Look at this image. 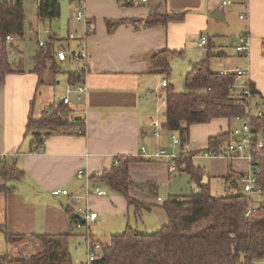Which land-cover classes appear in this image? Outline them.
Masks as SVG:
<instances>
[{"label":"crops","instance_id":"0c3cea01","mask_svg":"<svg viewBox=\"0 0 264 264\" xmlns=\"http://www.w3.org/2000/svg\"><path fill=\"white\" fill-rule=\"evenodd\" d=\"M124 2L127 0H84L78 4L76 0H69L73 14L75 9L76 12L81 10L91 25L84 42L88 53L83 80L86 87L84 100L73 101L84 118V134L48 135L43 149L31 152L32 135L25 138V132L40 87L38 74L31 72L33 66H20L16 69L21 72L8 74L0 86V170L5 164L13 163L23 171L20 179L0 176V253L27 257L42 250L37 235H75L78 229L71 226L70 217L79 216L82 207L97 213L91 221L102 216L110 227L108 221L128 220L130 207L133 215L141 217L139 211L160 206L165 200L158 195L162 188L168 195L190 193L184 191L182 174L188 177L185 186L190 191L196 189V184L190 181L187 173L175 168L176 159L187 153L191 154L193 164L202 169L201 180L209 184L210 191L217 181L223 192L230 191V181L237 180L238 183L239 176L249 169L250 163L245 157L229 159L225 155L226 146L233 138L230 122H236L225 117L192 124L183 149L179 145L176 155L165 150L171 144L169 133L160 128L156 136L149 121L156 118L162 122L166 88L170 85L177 90L171 80L149 71V57L161 49L171 50V67L173 59L185 58L192 49L199 47V36L205 35L211 25L227 22L230 15L237 13L242 25L232 36L231 52L214 44L207 35L206 45L201 50L204 52L206 47H211L218 53L210 59V64L213 58L224 62L231 60L230 63L236 61L230 70H212L211 66L210 70L246 69L245 80L258 96H264V0H235L228 7H222L220 0H146L137 6H124ZM217 9L221 11L222 20L210 16ZM243 12L247 17L240 19ZM168 13H181L183 18L150 27L143 25L154 18V14ZM244 30L248 33L249 50L241 57L235 52L234 44ZM71 32L80 34L82 24L78 21L68 24L67 36ZM62 43L76 45L72 40ZM17 51L21 53L19 49ZM187 57L189 70L201 58L197 54ZM70 65L82 67L81 63ZM164 79L166 86L161 84ZM46 102L48 105L44 107V103L40 112L55 100ZM226 133L227 144H219V153L205 155L208 139ZM160 149L168 156H153ZM117 155H132L138 159L129 164V174L134 182L129 195L149 208L136 210L122 195L94 181V177L112 166ZM171 165L174 170L169 169ZM79 169L83 170L82 176L77 175ZM191 184L195 189L191 190ZM54 188H66L69 194L53 196L51 190ZM95 188L104 194H86L87 190ZM78 196L82 198L75 200ZM165 221L166 215L161 209L159 227ZM8 236H20V240L13 241ZM85 238L87 243L89 240L101 242L91 231Z\"/></svg>","mask_w":264,"mask_h":264},{"label":"trees","instance_id":"16d2710c","mask_svg":"<svg viewBox=\"0 0 264 264\" xmlns=\"http://www.w3.org/2000/svg\"><path fill=\"white\" fill-rule=\"evenodd\" d=\"M60 15L58 0H37L39 20H52ZM145 27L166 24L171 20H182L183 15H153ZM23 0H0V86L8 74L21 72L14 68L8 48L18 50L16 40L23 38ZM11 35L14 41L9 45L5 37ZM69 40L49 35L44 44L37 40L32 56L31 72L38 74L48 68L52 75L63 73L66 83L72 86L83 81L86 70L75 67L62 71V64L56 63L58 49L69 47L62 41ZM173 51L161 49L149 57L150 72L158 73L165 79L170 74ZM211 47H206L199 60L192 64L184 75L186 91L176 92L169 85L165 91V106L160 128L175 133L180 148L188 142L192 124L206 123L212 118L225 117L229 120L242 116L245 108L227 97L233 84L234 74H221L210 70V59L214 56ZM33 126L31 152H39L48 135L66 133L82 135L85 132L84 118L75 106L67 105L62 98L42 110L34 118L30 115L28 127ZM261 127V124H260ZM228 134L208 139L207 151H220L219 144ZM138 161L132 155H117L109 169L104 170L94 181L122 195L129 205L144 206L129 195L134 182L129 174V164ZM175 168L190 176L196 189L187 194L168 195L159 206L166 215V222L155 231L141 232L127 226L126 229L100 242V254L90 264H264V202H258L247 216L248 197L239 191L237 180L230 181L226 195H213L208 183L202 182V169L195 166L191 154L182 155L175 162ZM23 171L15 164H5L0 170L4 179H20ZM230 176V174L228 173ZM264 190V163L258 175ZM79 220L71 215V226ZM74 235V234H73ZM71 233L62 235H37L42 250L27 257H10L0 253V264H72L68 250ZM20 240V236H8Z\"/></svg>","mask_w":264,"mask_h":264},{"label":"rangeland","instance_id":"374dc122","mask_svg":"<svg viewBox=\"0 0 264 264\" xmlns=\"http://www.w3.org/2000/svg\"><path fill=\"white\" fill-rule=\"evenodd\" d=\"M24 5V36L23 38H19L16 40V44L18 46V49L21 53L18 51L11 53L10 56H12V64L14 68H18L20 66L27 68L29 66H33V60L32 55L37 48V40H45L49 35H55L58 38L66 39L67 38V29L68 24L72 25L73 23L77 22L75 19V13L76 9L73 14V6H70L69 0H59L60 5V15L58 18L48 21L45 20L44 22L39 21L37 17V11H36V0H23ZM82 24V22H80ZM222 24V25H220ZM220 24H217L215 26H210L209 30L205 32V36L207 35L208 38L214 44L221 46L224 50L227 52H231L230 45L232 43V36L236 34L239 31V25L241 24V21L237 17V13H234L230 15L227 22H221ZM47 31L50 32V34L47 33ZM218 31V32H217ZM215 34H217L215 36ZM67 41V40H66ZM73 44H70V48H73ZM203 48L196 47L192 49L189 54H186L185 58H179V59H173L171 63V70L170 74L167 77V79L173 84V87L177 92H184L186 91V87L184 86L185 83H183V76L185 72L189 71V60L188 55L190 54H197L198 57H201L203 54ZM214 54H218L214 52ZM17 56V57H16ZM199 59V58H198ZM215 59V60H214ZM218 58H213L210 66L212 70L215 69H222V70H230L236 65V61L233 63H230L231 60L224 62V60H217ZM56 63L61 66V62L56 60ZM187 64L186 66H184ZM72 66L69 62H66L62 65V71H65L67 69H71ZM40 78L41 83L40 87L38 89V94L36 96V99L33 103V117H38L40 115V108L41 106L46 103L44 107L48 105L46 101H56L60 97L64 96L65 93V87L67 85L66 78L63 73H57L56 75H52L50 70L48 68H42L40 71ZM54 81V82H53ZM58 81V84H55V82ZM64 93V95H63ZM74 95L71 96L73 98ZM75 103H72L71 106H74ZM234 120V119H233ZM235 121V120H234ZM241 121L230 122V127H239L241 126ZM35 131V128L33 126H29L26 128L25 132V138H28L32 135V132ZM171 144H168V147L165 149L168 153H172L176 155V153L179 151V144H173L172 140L168 139ZM222 146H225L227 144V140L222 141ZM182 183L183 188L186 187L184 190L185 192H190V189L187 188L186 183L187 182V175L182 174ZM220 181L214 182L212 185L211 192L213 195H226V192H223L220 188ZM192 189H195V185L191 184ZM231 191V190H230ZM241 192V190H239ZM168 192L164 190L163 188L159 190L158 195L166 199L168 197ZM243 193V192H242ZM137 207L134 206V209ZM81 209H84L83 207ZM130 215L128 217V220H122L121 222L112 220L108 221L110 223L106 224L104 222V218L102 216H99L97 220L88 222L89 231L97 237H99V240L101 242H108L109 241V235L110 233H121L126 229V226L129 225L132 228H135L138 231L141 232H151L154 230H157V226L159 228L160 225V211L161 208L159 206H153L149 210L143 209L141 213V217H137L132 214V208L130 207ZM166 222V221H165ZM164 222V223H165ZM147 225V226H146ZM87 231V226L84 224L80 229L76 231L75 235H72L68 238V250L70 253V258L72 261V264H90L91 261L88 260V249L87 240L85 238V234ZM92 241V240H91ZM101 251L98 249L96 251V254H100Z\"/></svg>","mask_w":264,"mask_h":264},{"label":"built area","instance_id":"2783aa9c","mask_svg":"<svg viewBox=\"0 0 264 264\" xmlns=\"http://www.w3.org/2000/svg\"><path fill=\"white\" fill-rule=\"evenodd\" d=\"M59 1V0H58ZM235 0H220L222 7L230 6ZM244 1V0H242ZM78 4H82L84 0H76ZM146 2V0H132L133 5H140ZM247 17L246 12H243L239 15L240 19H245ZM75 19L78 22H82V32L80 34H75L73 32L68 34V39L75 41L76 45L73 48L66 47L58 49L56 52V58L63 65L66 62L70 64L81 63L83 69H86L88 53L85 50V37L90 31V23L88 18L82 13L81 10H78L75 13ZM50 34L49 31H47ZM6 43L9 45L14 41V37L7 35L5 37ZM206 36L200 35L198 46L204 47L206 45ZM39 44L43 45L44 40H39ZM235 52L241 56L245 57L248 54L249 50V37L247 31H242L241 34L236 38L234 44ZM12 49L8 48V52L11 54ZM221 74H234V80L232 86L229 88L228 98L232 99L235 104L245 108L244 114L242 116L234 117V120L241 121L242 124L239 127L232 129L231 134L233 135L232 140L226 146V156L227 158L232 157H245L250 165L247 172L241 174L238 178V184L241 192H243L248 197V210L245 213L247 216L258 202H264V190L259 184L258 175L262 171V163H264V96H258L254 87L250 84L246 78V69H235L233 71H221ZM85 75L83 76L84 79ZM162 86H166V80H162ZM65 95L62 97V101L71 105L75 102H82L84 100V94L86 91L84 81L77 83L72 86L67 84L65 87ZM73 98H71V96ZM150 126L155 130V135H159L160 122L156 118H152L149 121ZM261 124V127H260ZM169 138L172 140L173 144H179V138L175 133H169ZM44 142L39 146L40 149H43ZM144 152V148H142ZM219 152L208 151L205 152V155H216ZM153 156L161 157L168 156L165 150L160 149L156 151ZM170 170H174V165H171ZM78 176L83 175V170L79 169L77 171ZM95 193L96 195L104 194L99 188L94 190H87L86 194L89 195ZM53 196H62L68 195L69 191L66 188H54L51 190ZM81 196H78L75 200L81 199ZM160 200V198H158ZM79 220H77L73 225L80 229L84 224L87 226V231L85 236H89V227L88 222L96 218L97 213L90 211L87 208L79 210ZM88 249V260L92 261L96 257V251L100 249V244L98 242H89L87 245Z\"/></svg>","mask_w":264,"mask_h":264},{"label":"water","instance_id":"95a60500","mask_svg":"<svg viewBox=\"0 0 264 264\" xmlns=\"http://www.w3.org/2000/svg\"><path fill=\"white\" fill-rule=\"evenodd\" d=\"M132 4V0H127V2H124L123 5L124 6H128V5H131ZM221 11L220 10H214L212 13H211V17L212 18H215V19H221L222 20V16H221Z\"/></svg>","mask_w":264,"mask_h":264}]
</instances>
